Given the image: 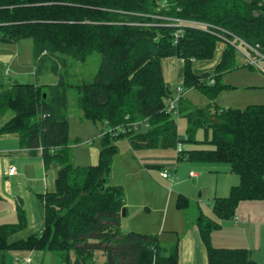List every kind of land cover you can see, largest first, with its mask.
<instances>
[{"label":"trees","instance_id":"trees-1","mask_svg":"<svg viewBox=\"0 0 264 264\" xmlns=\"http://www.w3.org/2000/svg\"><path fill=\"white\" fill-rule=\"evenodd\" d=\"M154 16L209 23L264 53V0H0V43L32 39L36 75L49 70L59 78L55 85L0 86V118L12 114L0 134L19 135L23 148L41 150L46 168L60 167L56 191L42 197L44 232L10 244L22 225H0V250L56 253L62 264H100V257L101 264H180L179 242L163 246L158 236L121 229L125 193L109 184L119 139L134 150L206 145L182 150L178 159L227 163L239 176L227 197L215 199L212 211L219 221L234 220L243 202L264 201V105L216 104L234 88L222 77L239 68L236 50L226 47L214 71L198 75L195 63L214 59L219 39L189 28L176 39L177 29ZM94 54L101 56L97 73L70 81L68 60L86 63ZM167 58L182 60L184 88L209 100L196 107L181 97L177 109L188 121L185 139L168 112L173 97L163 73ZM70 90L78 94L80 120L105 126L96 166L73 163ZM139 122L148 124L144 131L118 130ZM199 130L205 139H197ZM177 206L187 209L190 201L179 196ZM198 226L208 264H258L247 249L215 247L212 233L221 225L203 213Z\"/></svg>","mask_w":264,"mask_h":264},{"label":"rangeland","instance_id":"rangeland-1","mask_svg":"<svg viewBox=\"0 0 264 264\" xmlns=\"http://www.w3.org/2000/svg\"><path fill=\"white\" fill-rule=\"evenodd\" d=\"M20 51L21 63L25 65L26 72L32 70L34 66V43L32 39H24L21 41ZM10 44L0 43V49L4 52L9 50L14 52ZM219 43L217 52L214 59L208 61H197L194 65V70L197 74H204L205 70L212 69L216 66L221 59L222 49ZM223 48V47H222ZM174 61V67H177V63L180 62L175 58H167L163 60L167 62ZM237 61L239 68L232 72L226 73L222 77V83L234 87L230 90L223 91L216 100V104L222 108L233 109H245L250 105L264 104V72L257 69L255 66L248 64V62L240 55L237 54ZM101 63V56L94 54L86 63L75 62L71 59L68 60V71L70 73L69 79L75 83H78L81 78L90 79L98 71ZM245 63V66L243 65ZM259 65L264 69V61H260ZM7 68V67H6ZM0 71V86L10 85L11 80H19L22 83H34L35 77H16L13 73H8L7 69ZM213 70L211 72H213ZM65 73V72H63ZM182 76V75H181ZM180 76V77H181ZM182 79V78H181ZM59 78L47 71L42 74L40 82L52 84ZM178 87L182 89V92H178ZM173 99L179 96H183L188 102L196 107H205L209 100L199 90L185 89L183 80H178L174 77L172 83L169 85ZM78 94L74 90L69 92V137L72 145L73 163L80 167H88L93 164L90 163V157L87 153L91 147L87 143L94 141V145L98 146V135L102 129H105L100 124L93 123L91 121L80 120V110L77 106ZM12 116L10 112L1 117L0 120L8 119ZM175 119L178 125V133L185 139L187 137L188 121L186 118L175 115ZM141 130L144 131L145 127L142 126ZM140 130V131H141ZM197 139H205V131L199 130L197 133ZM79 140L77 145L76 141ZM121 154L124 153V157L129 159L128 156L134 157V162L130 161L129 166L124 165V162L118 161L115 166V178L118 182L125 185L127 193V202L131 205V215L126 219L123 232H135L148 235H155L159 237L160 243L163 246H171L175 242H171V235L168 232V222L164 226L165 218L167 215L166 204L162 202L171 198V210H175L172 205H175V201L179 194H184L191 199L198 200L200 202L201 211L211 220L223 225L218 220L216 215L212 211L214 205V193L215 191H221L224 188L228 175L225 174L224 166L231 169L227 163H207L201 161L191 160H178V150L175 149H163L161 147L155 149L144 150H132L127 139H119L116 142ZM183 150H193L199 148H208L206 145L196 144H182ZM91 149V148H90ZM127 151V152H126ZM130 160V159H129ZM167 172L170 178L163 179L162 172ZM190 172L197 175L196 179L190 178ZM133 175V176H131ZM139 181L141 187H137L132 180ZM156 196L154 203H151L152 213L151 216H147L148 213L143 208L144 201ZM160 209H156L155 208ZM173 207V208H172ZM168 212V214L170 213ZM178 213V212H176ZM147 216V217H146ZM173 216V215H172ZM167 219L170 220L172 218ZM191 217V215H189ZM151 219V220H150ZM143 220H150V227L147 228L146 223ZM227 223V222H226ZM155 230L159 233H153ZM217 230H214L215 233ZM151 232V233H150ZM212 233V234H213ZM226 232L222 231L219 238L222 239ZM173 240V238H172ZM226 240V239H225ZM227 246V245H225ZM98 262L101 264L103 258L100 257Z\"/></svg>","mask_w":264,"mask_h":264},{"label":"crops","instance_id":"crops-1","mask_svg":"<svg viewBox=\"0 0 264 264\" xmlns=\"http://www.w3.org/2000/svg\"><path fill=\"white\" fill-rule=\"evenodd\" d=\"M7 44L12 45L11 47L14 52H10L9 50L4 52L0 49V71H3L7 67L6 72L8 73V70L10 69V73H13L16 77H35V82L29 84H57L58 80L52 84L40 82L42 74L48 70H45L41 75L37 76L35 69V58L34 66L32 67L31 72H26L25 65L21 63L20 51L15 52L16 50L21 49V41ZM221 49L223 52L224 47H221ZM177 60L180 62V64L177 63L176 68L174 67V61L172 60H170L171 62L166 63L164 61L163 63L164 78L168 87L172 83L174 77H177L178 80L184 81V62L179 59ZM243 65H245V63H243ZM212 70L213 68L208 70L206 69L204 74L211 73ZM15 82H19V80H11L10 85ZM7 118L8 119L0 120V126L7 122L11 116ZM103 127L105 128V126ZM104 132L105 129H102L97 137L98 146L94 145L93 140L87 143L89 146H91V149L89 148L87 153L90 157V163L93 164L92 166H96L99 163L100 139ZM78 144L79 143H77V145ZM128 157L130 160L126 159V157H124V153L121 154L119 150L118 155L114 159L112 172L109 178V184L111 186H120L123 188L125 193V207L123 208L124 215L122 213L121 223L122 231L124 229L126 219L131 215V205H129L127 202L128 197L125 185L121 182H118L119 180L115 178V166L118 161H121V163L124 162V165L126 166H129L130 161H135L134 157ZM74 165L77 166L76 164ZM13 168L16 170V173L9 174V171ZM59 169L60 167L57 164H52L49 168H46L42 158L41 150L23 148L20 143L19 135L0 134V225H22L20 230H18L9 238L10 244L26 240L34 235H41L44 232L45 208L44 203L42 202V197L46 194L54 193L56 191V181L58 178ZM223 170L225 171V174L229 176V178L227 179V182H224L225 186L221 191H215L214 199L227 197L230 194L232 187H235L240 183L239 176L233 173L231 169H228V167L224 166ZM191 173L193 172H190V178L196 179L197 175L194 173L195 176H191ZM169 178L170 175L168 178L163 179L168 180ZM132 181L133 183L135 182V185L138 188L141 187L139 181L136 179ZM179 196H184L190 201L189 208H178L177 202ZM179 196L175 201V205H172L175 210L172 209V211H170L172 202L171 198H169V200H165V202H162V204L163 208L166 204L165 207L167 210V215L165 222L163 223L164 226H166L167 222L169 221L167 226L169 227L168 232L173 238V240L171 238V242H179L180 245V264H208L207 249L201 237L198 226L200 215L203 213L200 208V202L198 200L191 199L184 194H179ZM155 199L156 196H151L149 200L144 201L143 208H145V211L148 213V217L151 216L153 211L151 208V203L153 204ZM156 209L159 210L160 207ZM169 211L170 213L168 214ZM189 215H191V217H189ZM167 216L168 218L172 216V218L168 220ZM150 220H143L144 223H146L147 228L150 227ZM221 222L223 224L221 225V228L212 234V243L215 247L247 249L251 252L252 259L255 262L258 264H264V201L243 202L239 205L234 220ZM222 231H225L226 233L224 234L223 238L220 239L218 234H221ZM147 233L149 232H145L144 234ZM153 233L159 232L155 230ZM153 235H160V233ZM26 259H30V262L25 263L24 261ZM0 264L62 263L58 254L56 253L37 251L28 252L15 249H6L0 250Z\"/></svg>","mask_w":264,"mask_h":264},{"label":"built area","instance_id":"built-area-1","mask_svg":"<svg viewBox=\"0 0 264 264\" xmlns=\"http://www.w3.org/2000/svg\"><path fill=\"white\" fill-rule=\"evenodd\" d=\"M167 2L162 3V8L167 7ZM159 20L166 21L162 26L165 27H172L177 29L175 33V38L178 39L183 34L184 29H195L199 31H203L209 33L215 37H217L220 41V45L224 47V49L228 46H232L237 54H240L250 65L255 66L257 69L264 72V69L259 65L260 61H264V53L261 51L259 45H252L245 40L241 39L240 37L234 35L233 33L222 29L220 27L211 25L209 23L201 22V21H192V20H184V19H176V18H168V17H161V16H154ZM212 83H214L212 81ZM178 92H182V89L178 87ZM182 96L177 97L176 99L170 98L168 101V112L173 113L174 115H178V105L179 101ZM147 127L148 124L145 123H133L128 125L127 127L119 128L118 130L120 133L124 134L131 128L135 131H140L141 126ZM178 152L183 150L182 143L177 146ZM16 170L13 168L9 171V174H15ZM191 176H195L194 173H191ZM163 178H168L169 174L167 172L162 173ZM25 263L30 262V259H26Z\"/></svg>","mask_w":264,"mask_h":264},{"label":"water","instance_id":"water-1","mask_svg":"<svg viewBox=\"0 0 264 264\" xmlns=\"http://www.w3.org/2000/svg\"><path fill=\"white\" fill-rule=\"evenodd\" d=\"M123 215H124V211H123Z\"/></svg>","mask_w":264,"mask_h":264}]
</instances>
